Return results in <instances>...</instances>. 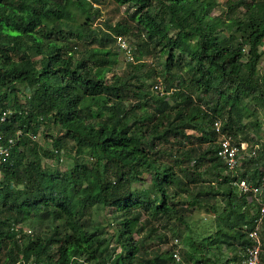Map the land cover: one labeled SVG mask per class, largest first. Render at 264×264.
I'll return each mask as SVG.
<instances>
[{"label": "trees", "instance_id": "obj_1", "mask_svg": "<svg viewBox=\"0 0 264 264\" xmlns=\"http://www.w3.org/2000/svg\"><path fill=\"white\" fill-rule=\"evenodd\" d=\"M104 1L132 9L133 23L93 28ZM225 7L214 16L216 0H0V134L16 141L0 162V264H174L172 239L184 264H222L209 252L223 245L241 261L258 205L233 185L213 123L247 144L238 176L264 183V0ZM125 36L142 44L116 74L110 45ZM63 149L73 153L64 170L41 164ZM202 209L218 230L196 240L189 216ZM25 219L37 230L24 233ZM260 240L264 250V221Z\"/></svg>", "mask_w": 264, "mask_h": 264}, {"label": "rangeland", "instance_id": "obj_2", "mask_svg": "<svg viewBox=\"0 0 264 264\" xmlns=\"http://www.w3.org/2000/svg\"><path fill=\"white\" fill-rule=\"evenodd\" d=\"M216 3L218 4V8L213 13L214 16L219 15L226 8L225 0H216ZM96 7L99 8L100 12L93 22V28L105 29L104 27L105 24L114 25L119 22H121L122 24L133 23L128 17V15L132 12V9H128L127 6L118 7L109 1H104ZM122 40L124 43V47H121V45H119V38H117V40L113 44L110 45L112 46L113 50L116 53H118V63L113 69V73H116V74H121V72L126 70L128 62H132V61L134 62L135 57L138 56V53L136 50L138 46L142 44V41L137 39L135 36H125V37H122ZM146 50H149V49H144L142 62H144L145 68L150 69V68L155 67L157 62L155 58H153V54L150 52V50L148 52ZM263 73H264V56L262 57L259 68H258V74L262 75ZM157 82L158 83L156 84L160 83L159 81ZM21 90L23 89L21 88ZM259 117L261 119L262 126H263L260 131V134L262 136V140L264 141V110L260 111ZM43 134H39V136L36 137L37 139L35 140V142L38 144L40 148L51 150L52 149L51 142L47 140L46 138H44L45 135ZM49 134H56V132L51 131L49 132ZM247 134H249L250 138L254 137V133L249 130L243 131L240 135L243 136ZM59 158L60 159H58L55 163L53 159L41 157V164L50 169L56 167L60 170H64L65 166H67L70 162H72L73 153L69 149H63V153H61ZM93 217L95 219V217H97V213L93 212ZM212 218H213V215H211L210 213L208 214L204 209L200 211H195L192 215L189 216V220L192 225L191 231L188 232L189 235H191L193 238L199 236L198 238H195L196 240H198L200 236H203V235L205 236L210 235V234L214 235L215 232L218 230V227L214 225V227H212V229L210 230V227L213 222ZM204 222H209L210 224L206 229L202 228V224ZM103 224H106V221H104ZM18 227L23 228L24 233L26 234H31L37 230L36 225L30 219L23 220V222H21V224H19ZM168 238H172V236L168 235ZM162 247L165 248L166 246L165 247L162 246ZM209 253L211 256H216L219 259L218 260L219 263H222V264H225L227 262H229V264H238L240 262L239 260L240 253L238 254L237 259L234 262H232L233 257L237 255V251L236 250L233 251V248L226 249L224 245L221 248L220 254H219V251L213 247L210 248Z\"/></svg>", "mask_w": 264, "mask_h": 264}, {"label": "built area", "instance_id": "obj_3", "mask_svg": "<svg viewBox=\"0 0 264 264\" xmlns=\"http://www.w3.org/2000/svg\"><path fill=\"white\" fill-rule=\"evenodd\" d=\"M119 45L124 47L121 37L119 38ZM152 89L156 93H162V86L160 83L155 84ZM6 115L7 113L3 114V117L0 120L3 121ZM221 125L222 124L220 121H215L213 123L214 132L219 136L217 155L221 158V160H223L226 169L232 173V177L235 178L233 185L237 187L241 194L249 198L250 196L254 198L256 204L258 205L255 211L253 228L248 233V240L250 241V244L247 246L244 254L241 256L240 264H261V255L264 253L260 240L261 227L264 221V197L260 195L262 193L264 183L262 181H260V183L257 182L256 184L251 183L238 176L237 169L241 164V160L245 157L244 153L246 151L247 144L241 143L239 147L235 145L230 136L221 132ZM32 139L35 140L36 138L33 136ZM15 145V139L10 137L4 138V136L0 134V162H5L8 159ZM251 155H254V152H252ZM255 195H257V197H254ZM170 246L173 248L170 254L174 264H184L181 252L182 246L178 243L177 239H172Z\"/></svg>", "mask_w": 264, "mask_h": 264}, {"label": "clouds", "instance_id": "obj_4", "mask_svg": "<svg viewBox=\"0 0 264 264\" xmlns=\"http://www.w3.org/2000/svg\"><path fill=\"white\" fill-rule=\"evenodd\" d=\"M119 38V37H118ZM122 38V37H121ZM247 197V196H246Z\"/></svg>", "mask_w": 264, "mask_h": 264}]
</instances>
